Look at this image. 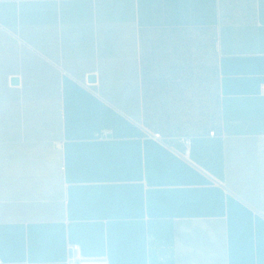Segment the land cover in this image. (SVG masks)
<instances>
[{
    "label": "crops",
    "instance_id": "obj_1",
    "mask_svg": "<svg viewBox=\"0 0 264 264\" xmlns=\"http://www.w3.org/2000/svg\"><path fill=\"white\" fill-rule=\"evenodd\" d=\"M71 245L264 264V0H0V264Z\"/></svg>",
    "mask_w": 264,
    "mask_h": 264
},
{
    "label": "built area",
    "instance_id": "obj_2",
    "mask_svg": "<svg viewBox=\"0 0 264 264\" xmlns=\"http://www.w3.org/2000/svg\"><path fill=\"white\" fill-rule=\"evenodd\" d=\"M110 131L103 130L100 133L97 134L98 137L106 136ZM213 132H210L212 134ZM155 139H160L159 134H153L152 135ZM179 142H181L185 146V154L189 153V146H190V139L188 137H179ZM58 146V144H56ZM69 261L70 264H109L108 260L105 257H82L74 255V253H78V246L77 245H71L69 247Z\"/></svg>",
    "mask_w": 264,
    "mask_h": 264
},
{
    "label": "water",
    "instance_id": "obj_3",
    "mask_svg": "<svg viewBox=\"0 0 264 264\" xmlns=\"http://www.w3.org/2000/svg\"><path fill=\"white\" fill-rule=\"evenodd\" d=\"M88 80L89 81H92V80H94V77L93 76H90V77H88ZM16 81H17L16 78L12 79V82H16Z\"/></svg>",
    "mask_w": 264,
    "mask_h": 264
}]
</instances>
